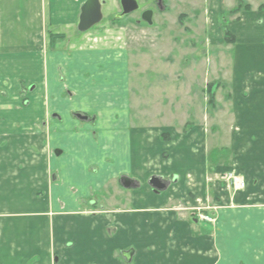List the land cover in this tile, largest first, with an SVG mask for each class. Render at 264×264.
Wrapping results in <instances>:
<instances>
[{
    "label": "crops",
    "instance_id": "obj_1",
    "mask_svg": "<svg viewBox=\"0 0 264 264\" xmlns=\"http://www.w3.org/2000/svg\"><path fill=\"white\" fill-rule=\"evenodd\" d=\"M19 1L0 0V264H264V71L233 82L230 171L244 190L204 233L188 210L208 194L228 204L213 178L223 154L212 158L203 136L133 128L123 47L57 36L86 0ZM115 183L131 193L100 195Z\"/></svg>",
    "mask_w": 264,
    "mask_h": 264
},
{
    "label": "rangeland",
    "instance_id": "obj_2",
    "mask_svg": "<svg viewBox=\"0 0 264 264\" xmlns=\"http://www.w3.org/2000/svg\"><path fill=\"white\" fill-rule=\"evenodd\" d=\"M14 1L18 2L11 9L16 11L20 8V1ZM101 1H105L103 20L87 32L88 37L117 43L124 49L129 70L128 103L133 128L146 126L155 137L161 133L168 134V137L183 134L203 136L201 139L208 145L207 152L212 153L218 148L212 153V158L223 154L216 162L219 172H215L217 175L213 173V178L221 188L226 187L229 191L228 204H224L226 202L222 198L213 201L208 194L207 199H197L196 207L188 210V221L197 220L201 232L210 234L209 230L216 225L218 218L210 214L232 207L235 193L244 190L235 189L233 181L228 180L231 174L244 183L240 175L230 171L239 161V155L228 150L233 130L230 93L235 88V78L240 88L244 83V73L264 71V64H257L254 61L257 59L251 56L252 47L264 53V9L258 10L264 5V0H136L140 11L119 21L115 17L121 13L118 0ZM239 4L248 5L250 11L232 14L230 11ZM145 10L153 12L151 24L140 18ZM15 20L20 22L18 16ZM76 25L55 27L59 30L56 31L59 33L57 36L76 41L83 38ZM226 31L234 36V44L225 43ZM210 84L217 87L213 103H209L206 91ZM244 95L246 93L241 92L236 99L242 102ZM160 139L166 141L165 137ZM160 144L162 150L167 147ZM162 156L167 163L170 154L164 152ZM117 190L123 192L122 195L131 193V190L121 189L115 183L100 195L116 199ZM100 195L96 196L99 202ZM246 201L249 205L262 206L254 198ZM242 204L245 203L236 206ZM240 261L232 259V264H247Z\"/></svg>",
    "mask_w": 264,
    "mask_h": 264
},
{
    "label": "water",
    "instance_id": "obj_3",
    "mask_svg": "<svg viewBox=\"0 0 264 264\" xmlns=\"http://www.w3.org/2000/svg\"><path fill=\"white\" fill-rule=\"evenodd\" d=\"M122 13L120 14V18L126 15H130L131 13L137 11L138 5L135 0H118ZM105 5V2H100L99 0H86L79 10V17L77 21L76 29L79 33H86L91 28L100 24L103 19L102 7ZM151 12H144L142 15V20L151 24ZM121 185L124 189H131L134 187L131 180L127 178L121 179ZM149 186L153 189L155 193H160L166 188V184L159 177H151L149 180Z\"/></svg>",
    "mask_w": 264,
    "mask_h": 264
},
{
    "label": "trees",
    "instance_id": "obj_4",
    "mask_svg": "<svg viewBox=\"0 0 264 264\" xmlns=\"http://www.w3.org/2000/svg\"><path fill=\"white\" fill-rule=\"evenodd\" d=\"M243 6V7H242ZM238 5L237 7L233 8L230 12L232 14H238L239 12H248L250 11V8L248 7V5ZM264 9V5H261L258 10L262 11ZM117 21H119L118 19H116ZM224 40L226 44H234L235 40L234 37L231 33H229L228 31H226L224 33ZM217 87L215 84H210L207 86V93H208V97H209V103H213L214 102V95H215V91H216ZM165 138H167L165 136Z\"/></svg>",
    "mask_w": 264,
    "mask_h": 264
},
{
    "label": "flooded vegetation",
    "instance_id": "obj_5",
    "mask_svg": "<svg viewBox=\"0 0 264 264\" xmlns=\"http://www.w3.org/2000/svg\"><path fill=\"white\" fill-rule=\"evenodd\" d=\"M135 2L137 3L136 0H135ZM118 3H119V1H118ZM119 5H120V4H119ZM137 5H138V3H137ZM158 5H160V3H158ZM103 6H104V5H103ZM120 8H121V7H120ZM138 11H140V6H139V5H138V9H137V11H135V12H138ZM145 11H146V10H145ZM145 11H143L141 14L143 15ZM148 11L151 12V13H153V12L150 11V10H148ZM135 12H133V13H135ZM146 12H147V11H146ZM121 13H122V10H121ZM121 13H120V14H121ZM133 13H131V14H133ZM120 14L115 15L116 19L120 20V19H123V18H126V17L129 16V15H126V16H123V17L120 18V17H119ZM131 14H130V15H131ZM142 15H140L141 20H142ZM151 15H152V14H151ZM102 20H103V19H102ZM142 21H143V20H142ZM101 22H102V21H101ZM101 22H100V23H101ZM144 23H145V22H144ZM76 26H77V25H76ZM96 26H97V25H96ZM93 28H94V27H93ZM93 28H91V29H93ZM91 29H90V30H91ZM76 30H77V29H76ZM90 30H89V31H90ZM89 31H87V32H89ZM87 32H86V33H83L82 35L87 34ZM121 179H122V178H121ZM121 179H120L119 181H121ZM133 184H134V183H133ZM120 185H121V182H120ZM121 187H122V185H121Z\"/></svg>",
    "mask_w": 264,
    "mask_h": 264
},
{
    "label": "built area",
    "instance_id": "obj_6",
    "mask_svg": "<svg viewBox=\"0 0 264 264\" xmlns=\"http://www.w3.org/2000/svg\"><path fill=\"white\" fill-rule=\"evenodd\" d=\"M229 178L231 179V181H233V186H234L235 189H243V187H244V183H243L242 180L238 179V178L235 177V176H234V177L231 176V174H230V176L228 177V180H229ZM202 219H204V220H208V218H202Z\"/></svg>",
    "mask_w": 264,
    "mask_h": 264
}]
</instances>
